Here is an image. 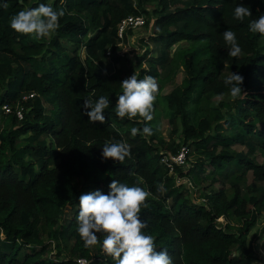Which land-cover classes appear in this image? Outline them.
<instances>
[{
    "label": "trees",
    "instance_id": "obj_1",
    "mask_svg": "<svg viewBox=\"0 0 264 264\" xmlns=\"http://www.w3.org/2000/svg\"><path fill=\"white\" fill-rule=\"evenodd\" d=\"M237 2L7 0L0 8V112L10 107L12 113L0 127V264H115L101 255L103 236L97 254L84 246L76 220L79 197L107 194L113 180L152 194L141 208L143 231L157 251L168 250L173 264L262 262L250 234L264 195L252 187L248 197L242 186L264 184V37L248 30L249 20L233 18ZM39 3L65 10L58 30L43 39L15 32L11 18ZM243 3L252 10L250 19L264 14V0ZM146 5L154 8L153 51L130 64L126 75L120 53L131 31L121 37L120 26L146 14ZM226 30L236 33L241 56L228 55ZM180 72L182 84L165 94ZM230 72L244 78L236 98L223 83ZM133 74L157 80L152 121L115 113L120 84ZM101 95L111 101L105 123H91L84 100ZM215 99L224 101L216 105ZM161 117L171 135L181 130L188 169L163 163L182 147L162 134ZM145 124L151 136H131V127ZM115 141L131 145L122 163L101 156L105 142ZM177 174L200 179L201 205L191 190L176 186Z\"/></svg>",
    "mask_w": 264,
    "mask_h": 264
},
{
    "label": "clouds",
    "instance_id": "obj_2",
    "mask_svg": "<svg viewBox=\"0 0 264 264\" xmlns=\"http://www.w3.org/2000/svg\"><path fill=\"white\" fill-rule=\"evenodd\" d=\"M7 7V0H0V8ZM64 16L63 8L39 3L34 8L21 10L14 15L10 27L19 34L43 39L58 30L60 20ZM251 17V8L246 6L243 0H238L233 18L239 22L249 20L248 30L264 37V14H260L257 19H250ZM222 36L229 46V56L239 57L243 54L234 31L226 30ZM243 82L241 75L232 72L223 80L233 98L242 95ZM120 85L123 92L118 96L114 108L116 115L121 119L133 120L140 117L144 121H152L158 92L156 78L145 75L143 79H138L137 75L133 74ZM110 104L107 95H101L98 99L90 96L84 100L82 107L89 122L104 124V113ZM130 134L132 137L138 134L151 136L153 130L145 124L142 130L131 127ZM130 155L131 145L125 141L105 142L101 152L103 160L110 159L120 163ZM108 187L110 190L107 194L97 190L79 197L77 232L84 246L97 245L99 237L103 236L102 250L115 264H173L168 250L157 251L153 236L143 231L147 228V222L140 217L141 208L147 207L145 202L152 194L139 186H129L118 180H113Z\"/></svg>",
    "mask_w": 264,
    "mask_h": 264
},
{
    "label": "rangeland",
    "instance_id": "obj_3",
    "mask_svg": "<svg viewBox=\"0 0 264 264\" xmlns=\"http://www.w3.org/2000/svg\"><path fill=\"white\" fill-rule=\"evenodd\" d=\"M39 0H30V3H36ZM137 1V0H136ZM147 9V13L144 14L143 16L145 17L146 20V24L144 27L142 28H135V29H130L129 31H131L130 33H128L127 35V43H125L122 46V51L120 53V56L122 57V59L124 60V62L119 66L120 69H123V72L126 75H130L131 73V65L135 66L134 64L137 62V59L139 57H143L145 54H147V52H152L153 51V46L148 44V40L150 39L152 32H153V17H152V11H153V5H146L145 6ZM128 32V31H127ZM125 32V33H127ZM181 49H187L189 48V44L188 43H181L178 45ZM135 68V67H134ZM139 72V70H137ZM185 78V74L183 72H180L175 80V83L169 87L168 89L165 90V94H170L171 92H173V90L180 86L183 82ZM224 99H215L214 102L216 105H218L219 103L223 102ZM4 113L0 112V127H4L3 122H4V118L8 117V115H10L12 113L10 107H4L3 108ZM161 131L162 134L165 136L166 139H168L169 141L172 142L171 138H174L173 143L175 145H179L180 147H182V149H187L188 151V147L184 145V138L182 136V132L181 130L179 132H177V134L175 135H171L173 132L172 128H169L168 125V121L167 119L161 117ZM181 149V150H182ZM188 164V161H185V166L183 168H186ZM188 169V167L186 168ZM235 182V180H234ZM175 184L178 187H183L185 190H191L190 191V195H191V199L194 200L196 202V204L201 205L203 203V201L201 199H199V191H198V187L201 185V181L199 178L195 177L194 181H189L187 179H183L180 178L179 175H176V179H175ZM243 190L245 192V194L249 197L250 196V189H252V187H256V195L257 196H263L264 195V184L263 183H259L256 184L255 186H248V185H243ZM254 192V190H252ZM190 198V196H189ZM220 222H222L223 224H225L224 220H220ZM250 240L254 243V248L257 252V254L259 255L260 259L264 260V249H263V244H264V211L261 212L260 214V221L258 222V225L254 228V230L251 232L250 234ZM70 247H72V244L70 245ZM94 252L93 254H97V247L94 246L93 247ZM54 255L57 254V251H55L53 253ZM104 251H101V255H104ZM262 262H260V264H262ZM87 264H89V262H87Z\"/></svg>",
    "mask_w": 264,
    "mask_h": 264
},
{
    "label": "built area",
    "instance_id": "obj_4",
    "mask_svg": "<svg viewBox=\"0 0 264 264\" xmlns=\"http://www.w3.org/2000/svg\"><path fill=\"white\" fill-rule=\"evenodd\" d=\"M146 25V20L144 16H131L127 18L120 26V36L130 29L142 28ZM21 117V116H20ZM187 149H182L180 154L176 157H170L168 160L163 161V163L168 164V167L173 170L175 166L182 167L185 165ZM78 264H87L85 259L79 260Z\"/></svg>",
    "mask_w": 264,
    "mask_h": 264
}]
</instances>
